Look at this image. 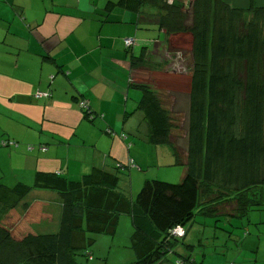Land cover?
<instances>
[{"label": "trees", "instance_id": "obj_1", "mask_svg": "<svg viewBox=\"0 0 264 264\" xmlns=\"http://www.w3.org/2000/svg\"><path fill=\"white\" fill-rule=\"evenodd\" d=\"M116 5L134 13L157 8L159 31L192 37L185 157L176 148L170 111L155 89L134 86L143 93L139 108L148 121L150 144L172 148L176 164L186 168L183 180L178 185L146 181L135 198L119 189L118 175L100 169L82 181L39 173L33 184L0 183V264L91 260L90 235L116 236L123 215L132 222L135 261L130 264H164L185 239L173 232L197 216L218 217L220 207L233 203L232 215L240 217L264 207L255 193L264 189V6L257 0H249L248 8L226 0H119ZM144 60H134V69ZM33 190L60 196L57 232L33 229L45 220L43 204L26 201ZM184 263L195 261L189 256L175 262Z\"/></svg>", "mask_w": 264, "mask_h": 264}, {"label": "crops", "instance_id": "obj_2", "mask_svg": "<svg viewBox=\"0 0 264 264\" xmlns=\"http://www.w3.org/2000/svg\"><path fill=\"white\" fill-rule=\"evenodd\" d=\"M118 1L0 0V182L9 183L4 185L33 184L39 173L82 181L100 169L119 177L130 173L128 179L120 177L119 189L123 181L127 195L135 198V186L147 181L137 163L152 156L176 162L170 147L149 142L148 121L139 108L143 93L134 87L139 81L133 74L141 71L133 62L184 42L190 52L192 37L159 31L157 8L134 13L117 6ZM226 1L249 7V0ZM128 39L134 40L131 47L125 44ZM38 92L50 97L38 98ZM81 101L88 104L89 116ZM135 125L146 126V138ZM5 141L17 146H3ZM135 148L142 164L133 155ZM32 193L36 198L29 203L43 204L45 220L33 225L40 233L42 224L56 222L57 212L60 222L63 204L59 195L54 197L60 201L55 211L53 192ZM261 246L260 240L258 252ZM255 260L264 264V255Z\"/></svg>", "mask_w": 264, "mask_h": 264}, {"label": "rangeland", "instance_id": "obj_3", "mask_svg": "<svg viewBox=\"0 0 264 264\" xmlns=\"http://www.w3.org/2000/svg\"><path fill=\"white\" fill-rule=\"evenodd\" d=\"M166 1L172 3L169 0ZM257 1L262 4L264 2V0ZM186 2H188V0ZM230 2H233V0ZM179 47L180 48H172L171 50L163 47L159 53L151 55L148 60H145L144 66L139 69L141 72H134L135 74H133V77H136L139 81L138 85H147L155 89L158 97L162 100L164 107L170 111L175 126V129H173V135L177 138L175 142L176 148L180 154L185 157L188 144V93L190 88L192 57L189 52V42L187 45L186 42L181 43ZM138 126L139 125H135V128ZM145 127L146 126H139V129L142 131L141 135L144 138L147 137V133L142 130ZM139 129L138 132L140 131ZM138 136L139 135L136 137ZM136 151L138 152L135 148L133 155L138 158L139 161L141 158H139V153H136ZM164 157L169 156L168 154H165ZM164 160L163 162L155 161V156H152L151 159L145 158L143 165L138 163L136 165L140 168L139 171L144 172L146 175L145 180L147 181L157 180L174 185L181 184L186 168L182 165H177L176 162L172 163L171 159V163H168L166 159ZM139 162L141 163V161ZM129 174L130 173H120V177L128 179ZM144 182L145 181H143V185ZM0 183L9 184L6 181ZM121 185L123 188V181L121 182ZM122 188L120 186L121 190ZM142 188L143 186L139 188H136L135 186L134 196L139 194ZM53 193L55 194L53 195V198L59 197L56 192ZM124 193H126L125 190ZM255 193L257 194V198H262V202L264 203V189H259ZM35 196L36 195L32 193L26 201H33L34 198H36ZM54 199H56V201H52V208L55 211H59L58 203H60V201L58 198ZM234 204L235 203L222 208L220 207L219 213L227 215L233 214ZM54 216L56 222H46L42 224V228H38L40 233L46 234L57 232L59 224L57 222L58 212ZM242 226L248 228L252 235L249 236V232L242 229ZM257 227L258 229H256ZM185 230V239L181 240L178 246L174 249L176 254L171 253L167 257V260H165L164 264H175L180 257L186 258L189 256L192 257L195 264H244L245 262L253 264L258 255H264V207H252L248 215L240 219L226 215L218 217L199 215L196 217V221L193 220L192 223L187 225ZM132 232L131 218L128 215H123L116 236L90 235V237L94 239V243L88 251L92 258L91 260L85 257L79 258L78 263H133L135 261V255L131 248L130 237ZM260 240L262 241V246L261 250L258 252L257 244ZM184 246H191L193 250L190 251ZM255 251L257 253H255Z\"/></svg>", "mask_w": 264, "mask_h": 264}, {"label": "built area", "instance_id": "obj_4", "mask_svg": "<svg viewBox=\"0 0 264 264\" xmlns=\"http://www.w3.org/2000/svg\"><path fill=\"white\" fill-rule=\"evenodd\" d=\"M125 44L127 47H131L133 44H134V40L132 39H128L125 41ZM36 97H50V94L49 93H42V92H38L36 93ZM80 107L84 110V111H89V106L88 104L85 102V101H81L80 102ZM16 143H13V142H2V145L3 146H13L15 145ZM17 146V144L15 145ZM130 166H132V163L129 164ZM120 168L122 167L121 165L119 166ZM173 234L178 237V238H183L185 236V230L182 228V227H178L174 232ZM184 264H191V263H184Z\"/></svg>", "mask_w": 264, "mask_h": 264}, {"label": "clouds", "instance_id": "obj_5", "mask_svg": "<svg viewBox=\"0 0 264 264\" xmlns=\"http://www.w3.org/2000/svg\"><path fill=\"white\" fill-rule=\"evenodd\" d=\"M183 229L185 230V228H183ZM185 236H186V230H185ZM185 236H184V237H185Z\"/></svg>", "mask_w": 264, "mask_h": 264}]
</instances>
